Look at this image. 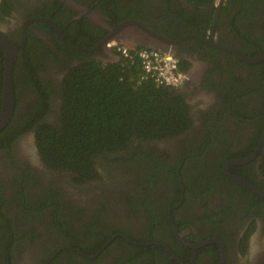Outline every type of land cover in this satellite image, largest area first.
Instances as JSON below:
<instances>
[{"label":"flooded vegetation","instance_id":"flooded-vegetation-1","mask_svg":"<svg viewBox=\"0 0 264 264\" xmlns=\"http://www.w3.org/2000/svg\"><path fill=\"white\" fill-rule=\"evenodd\" d=\"M9 1L0 30L23 46L13 67L15 111L0 132V264H264V198L230 177L264 192V59L249 61L264 56V0ZM127 20L182 38L171 51L187 65L188 82L176 94L190 123L109 154L137 159L139 172L100 161L94 176L77 180L50 167L38 135L44 124L60 129L64 78L74 66L119 57L101 44L108 27ZM80 21L82 36L68 33ZM81 39L95 40L83 46L91 51L71 44ZM126 194L146 208L127 213ZM105 227L116 230L103 244Z\"/></svg>","mask_w":264,"mask_h":264},{"label":"trees","instance_id":"trees-1","mask_svg":"<svg viewBox=\"0 0 264 264\" xmlns=\"http://www.w3.org/2000/svg\"><path fill=\"white\" fill-rule=\"evenodd\" d=\"M186 1L194 5L208 6L214 0ZM10 8L9 0H0V20L8 16ZM64 9L70 17L71 11L65 7ZM194 17L202 16L196 13ZM201 20L197 19V21ZM83 23L80 21L77 25H69L71 30L68 33H73L72 30L78 34L80 31H85L86 26ZM89 35L94 36L90 33ZM68 39L67 36V41ZM91 41L73 40L71 44L90 47L95 40ZM72 53L78 52L73 51ZM179 66L181 70L186 71V63L180 61ZM1 70L0 62V88ZM176 92V89L158 86L151 79L143 76L140 62L135 57L129 59L121 57L115 62L106 63L95 59L82 62L74 66L64 78L60 108L61 127L57 129L44 124L43 133L38 135L37 139L40 153L52 169L77 173L79 176L77 180H82L83 177L90 178L92 174L94 176L93 171L100 161L104 162V168L117 161L121 165L124 162L122 169L129 173L139 172V167L142 168V166L137 164V159L131 157L130 159L134 161L131 162L122 157V159L110 157L109 154L125 149L135 139L139 141L166 139L183 132L189 126L190 121H188L187 107ZM45 108H47L46 105H44V110ZM22 124L23 122L20 126ZM144 159L146 166L151 165L148 154L144 156ZM259 169L264 176V155ZM114 173L116 174V170ZM128 179L132 180L131 175ZM146 179L147 175L135 177L136 181ZM130 183L135 184L134 181ZM130 195L126 194L123 200L127 213H135V208H146V204L140 205L137 197ZM100 216L98 210V219ZM93 222L98 224L100 220ZM87 227L91 225L88 224ZM115 230V227L104 228L103 244L107 236L113 235ZM94 251L95 246L90 252Z\"/></svg>","mask_w":264,"mask_h":264},{"label":"water","instance_id":"water-1","mask_svg":"<svg viewBox=\"0 0 264 264\" xmlns=\"http://www.w3.org/2000/svg\"><path fill=\"white\" fill-rule=\"evenodd\" d=\"M110 34L106 37L105 41L101 44L106 48V43L109 41H116L119 44H125L129 46H139L147 49L157 50L160 52L169 53L171 55V46L175 45L182 38L170 39L164 36L137 20H127L119 24H115L113 27H108ZM59 39L67 46H70L61 35V31H57ZM193 38L200 40L201 38L194 36ZM202 40V39H201ZM23 41V40H22ZM22 44H15L4 32L0 30V48L3 52V77L1 83V107H0V132L8 125L11 120L16 106L14 80H13V67L17 59L18 49ZM81 51H91L92 49H86L83 47H76ZM114 56V55H113ZM177 57V56H176ZM179 58V57H177ZM120 59L119 57H111L110 62H115ZM264 59V56H260L256 59H250L249 61L255 62L257 60ZM104 61H107L104 60ZM264 98V94H263ZM261 144V143H260ZM258 150V149H257ZM254 156L247 159H236L228 162V165H242L252 160ZM239 185L243 186L247 190L264 198V192L258 189L256 186L244 181L241 178L230 176Z\"/></svg>","mask_w":264,"mask_h":264},{"label":"built area","instance_id":"built-area-1","mask_svg":"<svg viewBox=\"0 0 264 264\" xmlns=\"http://www.w3.org/2000/svg\"><path fill=\"white\" fill-rule=\"evenodd\" d=\"M106 44L115 49L121 57L137 58L143 76L151 79L158 86L180 90L188 82V73L180 69V62L174 55L147 48L135 49L116 41H109Z\"/></svg>","mask_w":264,"mask_h":264},{"label":"rangeland","instance_id":"rangeland-1","mask_svg":"<svg viewBox=\"0 0 264 264\" xmlns=\"http://www.w3.org/2000/svg\"><path fill=\"white\" fill-rule=\"evenodd\" d=\"M96 170H97V168H96ZM98 172H99V174H97V177L95 178V180H97L98 179V177H99V175H100V172H101V170L100 169H98ZM87 179H89V178H87ZM86 180V179H85ZM94 180V181H95Z\"/></svg>","mask_w":264,"mask_h":264},{"label":"clouds","instance_id":"clouds-1","mask_svg":"<svg viewBox=\"0 0 264 264\" xmlns=\"http://www.w3.org/2000/svg\"><path fill=\"white\" fill-rule=\"evenodd\" d=\"M120 56V55H119ZM121 57V56H120ZM187 72V71H186Z\"/></svg>","mask_w":264,"mask_h":264}]
</instances>
